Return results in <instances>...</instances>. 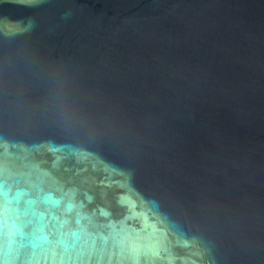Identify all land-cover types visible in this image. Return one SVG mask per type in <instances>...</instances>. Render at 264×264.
<instances>
[{"label": "water", "instance_id": "obj_1", "mask_svg": "<svg viewBox=\"0 0 264 264\" xmlns=\"http://www.w3.org/2000/svg\"><path fill=\"white\" fill-rule=\"evenodd\" d=\"M0 264H264V0H0Z\"/></svg>", "mask_w": 264, "mask_h": 264}]
</instances>
